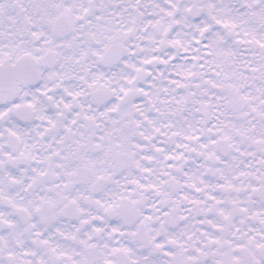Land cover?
Segmentation results:
<instances>
[{"label":"snow or ice","instance_id":"1","mask_svg":"<svg viewBox=\"0 0 264 264\" xmlns=\"http://www.w3.org/2000/svg\"><path fill=\"white\" fill-rule=\"evenodd\" d=\"M0 264H264V0H0Z\"/></svg>","mask_w":264,"mask_h":264}]
</instances>
